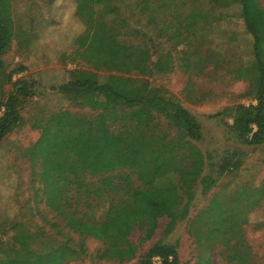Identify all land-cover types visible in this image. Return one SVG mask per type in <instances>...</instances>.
<instances>
[{
  "label": "rangeland",
  "instance_id": "374dc122",
  "mask_svg": "<svg viewBox=\"0 0 264 264\" xmlns=\"http://www.w3.org/2000/svg\"><path fill=\"white\" fill-rule=\"evenodd\" d=\"M134 1L115 0L128 28L118 35L119 45H114L112 54L108 44L102 46L106 42L101 33L89 30L79 18L75 0H12L14 36L10 48L1 56L3 90L8 94L13 83L22 78L35 88L24 104L19 126L0 142V264L15 258L21 259L20 264H31L26 260L28 253L37 255L51 245H66L78 253L64 264H141L150 246L160 241L177 244L179 264H207L211 244L209 264H234L228 260L224 243L229 232L213 239L208 232L196 237L191 223L205 208L208 212L203 217L213 225L219 210L223 209L228 217L241 213L252 193L261 194V202L248 213L242 235L251 246L254 263L264 264V142L247 143L233 127L234 107L257 104L255 72L247 67L239 69L253 58V37L246 31L241 9L220 5L212 9L209 0H188L186 4L170 0L169 7H162L156 0L158 5L149 16ZM200 2L201 8H195L194 4ZM261 3L264 6V0ZM194 8L202 10H198L201 17L191 46L176 47L161 36V27L178 23ZM195 47L202 57L201 64L192 55L193 60L186 66L181 49L193 51ZM158 59H168L169 68L155 69ZM201 65L204 68L199 70ZM85 75L101 82L110 80L127 91L145 86L149 91L176 95L202 125L203 137L194 142L205 163L194 182V198L189 202L186 195L179 207L184 216L178 218L167 236L164 231L171 218H160L152 239L126 261L99 257L105 248L104 239L81 234L66 225L64 214L48 202L42 160L32 157V153H38L34 145L44 128L58 113L68 111L94 119L102 111L92 108L87 99L66 95L60 89ZM5 97L0 95V101ZM117 107L120 115L131 110ZM121 124L117 120L111 127L117 129ZM152 124L160 134L181 136L182 131L161 113L154 114ZM122 175H131L130 181ZM81 181L85 183L81 188L70 185L69 199L63 201V207L95 223L105 218L112 203L128 199V183L132 187L144 184L128 168L107 174L86 173ZM142 235L137 230L129 239L139 243ZM19 236H24L23 241ZM235 241L233 238L231 243ZM152 262L160 264V259L153 257Z\"/></svg>",
  "mask_w": 264,
  "mask_h": 264
},
{
  "label": "trees",
  "instance_id": "16d2710c",
  "mask_svg": "<svg viewBox=\"0 0 264 264\" xmlns=\"http://www.w3.org/2000/svg\"><path fill=\"white\" fill-rule=\"evenodd\" d=\"M75 1L79 18L85 21L89 30L101 33L106 42L102 46L108 44V50L114 54L118 35L128 28V21L122 18L120 6L115 0ZM157 1L162 7L171 4L170 0ZM157 1L135 0L134 3L141 12L152 16L151 11L158 5ZM187 1L181 0L182 4ZM209 2L212 9L219 5L238 6L246 31L253 37V58L239 69L247 67L255 72L257 104L234 107L233 127L247 143L261 144L264 142V6L261 0ZM194 5L195 8H201L202 2ZM11 7L12 0H0V95L6 96L4 101H0V109L4 107L0 117V142L19 126L24 104L34 94L35 88L29 80L22 78L13 83L8 94L3 90L5 78L1 75V56L10 48L14 36ZM195 8L178 23L170 22L161 27V36L174 42L176 47L191 46L201 17V11L198 10H202ZM101 9L103 11L99 14ZM203 16L207 17L208 14ZM124 47L129 48L127 45ZM189 50L181 49L184 64L187 66L193 60L192 55L198 57L196 62L201 64L198 48ZM168 62V59H158L155 69H168ZM203 68L201 65L199 70ZM60 89L66 95L75 94L87 99L92 108H102V111L94 119L62 111L44 128L40 140L34 145L38 153L35 151L32 157L42 160L41 175L48 202L64 214L67 226L81 234L105 240V248L99 257L126 261L135 257L138 248L152 239L160 218H171L164 231L167 236L174 230L178 218L184 216L179 207L183 205L186 195L189 202L194 198V182L205 163L203 153L194 142L203 137L202 125L179 97L149 91L145 86L127 91L115 86L110 80L101 82L85 75L63 84ZM117 106L129 107L131 110L120 115ZM155 113L163 114L173 126L178 127L182 131L181 136L168 137L165 133H158L152 124ZM117 120L123 124L113 129L111 125ZM119 168L132 170L144 184L143 187H132L128 183V199L122 203H112L102 221L87 222L63 207V201L69 199L70 185L81 188L85 184L81 181L83 175L107 174ZM121 177L129 182L131 175ZM260 195L252 193L246 209L241 213H231V217L226 216L223 209L217 211L214 225L205 221L203 215L208 211L202 209L191 223L194 235L197 237L208 232L213 239L227 231L229 233L224 243L229 251L228 260L234 264H255L251 246L243 238L242 226L248 222V213L260 204ZM216 203L220 204L219 201ZM230 220H233V224H229ZM203 227H206L204 233ZM137 230L143 234L139 243L129 239ZM18 238L23 241L24 236ZM233 238L236 241L231 243ZM210 246L212 249L213 244ZM211 249L207 264L210 263ZM76 254L66 245H51L45 246L37 255L28 253L26 260L31 264H64ZM153 257H159L160 264H179L177 244L161 241L152 244L142 257L141 264H153ZM19 262L20 258L8 259L6 264Z\"/></svg>",
  "mask_w": 264,
  "mask_h": 264
},
{
  "label": "built area",
  "instance_id": "2783aa9c",
  "mask_svg": "<svg viewBox=\"0 0 264 264\" xmlns=\"http://www.w3.org/2000/svg\"><path fill=\"white\" fill-rule=\"evenodd\" d=\"M3 113H4V107H2L1 109H0V117L3 115ZM159 258V257H158Z\"/></svg>",
  "mask_w": 264,
  "mask_h": 264
}]
</instances>
